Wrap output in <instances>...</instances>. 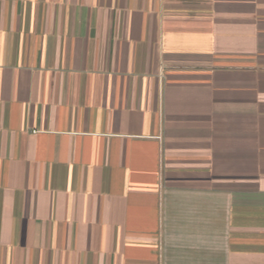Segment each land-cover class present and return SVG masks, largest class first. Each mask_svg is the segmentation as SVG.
<instances>
[{
    "label": "crops",
    "instance_id": "crops-1",
    "mask_svg": "<svg viewBox=\"0 0 264 264\" xmlns=\"http://www.w3.org/2000/svg\"><path fill=\"white\" fill-rule=\"evenodd\" d=\"M0 264H264V0H0Z\"/></svg>",
    "mask_w": 264,
    "mask_h": 264
}]
</instances>
